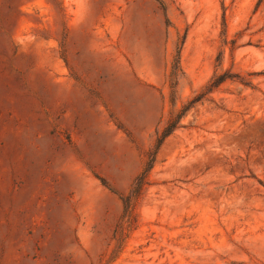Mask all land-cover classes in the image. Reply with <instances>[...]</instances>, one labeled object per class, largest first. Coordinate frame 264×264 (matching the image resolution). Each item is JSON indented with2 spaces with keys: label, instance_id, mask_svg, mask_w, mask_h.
<instances>
[{
  "label": "rangeland",
  "instance_id": "obj_1",
  "mask_svg": "<svg viewBox=\"0 0 264 264\" xmlns=\"http://www.w3.org/2000/svg\"><path fill=\"white\" fill-rule=\"evenodd\" d=\"M0 264H264V0H0Z\"/></svg>",
  "mask_w": 264,
  "mask_h": 264
},
{
  "label": "trees",
  "instance_id": "obj_2",
  "mask_svg": "<svg viewBox=\"0 0 264 264\" xmlns=\"http://www.w3.org/2000/svg\"><path fill=\"white\" fill-rule=\"evenodd\" d=\"M220 81H222V77H220L219 79ZM177 123L178 121L177 120H170L168 123H167V126L162 134V137L159 139V144L156 148V151L154 152H151L150 153V159L148 161V165L147 167L145 168V170L137 177L136 181H135V184H134V187L131 191V194L129 196H127L124 201H125V204H126V207L129 209L132 206V202H133V199L135 197H137L139 195V193L141 192L144 184H145V179L149 173V171L152 169L153 165H154V162L156 160V155H157V149L160 147V145L163 143V141L165 140V138L170 135L173 130L175 129V127H177ZM133 209V208H132Z\"/></svg>",
  "mask_w": 264,
  "mask_h": 264
}]
</instances>
